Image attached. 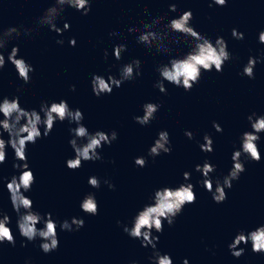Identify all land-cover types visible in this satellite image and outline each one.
Masks as SVG:
<instances>
[{"label": "water", "instance_id": "1", "mask_svg": "<svg viewBox=\"0 0 264 264\" xmlns=\"http://www.w3.org/2000/svg\"><path fill=\"white\" fill-rule=\"evenodd\" d=\"M210 2L91 0L87 15L65 7L57 18V26L63 28L68 23L70 28L58 35L47 26L36 24L54 0H0V29H21V35L10 41L3 53L6 64L0 70V97L19 96L21 107L37 111L42 102L66 100L71 109L82 111L81 123L90 133H117L110 146L98 150L101 160L84 161L76 170L66 165L75 155L69 144L73 138L69 129L75 128V123L57 121L47 137L27 145V163L35 183L25 195L33 201L34 211L42 216L51 213L58 225L59 245L49 253L41 250L39 238L29 242L18 231V217L6 184L19 172L13 168L14 150L6 146V162L0 165V208L11 219L8 227L16 243L0 245V264H151V247H142L139 239L123 231V225L132 226L133 218L151 202L149 198L155 190L175 188L181 183L193 184L196 200L184 206L172 226L164 221L162 233L153 230L152 234L159 236L157 249L161 254L170 255L173 264H183L185 259L188 264H264V253L253 252L251 243L240 245L245 252L239 258L228 247L237 233H247L264 224V132L257 142L261 160L241 157L245 171L230 189H225L227 198L223 203L213 201L212 194L202 185V173L195 170L196 165L207 160L215 167L210 173L214 187L217 179L222 182L232 168L233 152L241 147L240 137L252 131L247 117L253 113L264 115V44L258 39L264 31V0H228L223 7H209ZM172 3L176 4V12L169 11ZM189 10L193 15L190 26L213 43L223 37L231 59L224 63L222 72L215 68L203 72L191 91L165 81L167 92L161 93L154 87L160 79L157 68L189 50L186 38L181 36L166 55L138 43L139 32L129 33L128 29L140 28L158 17H164L162 27ZM25 28L37 30L25 36ZM233 29L243 33L244 39H234ZM113 32L119 35H110ZM73 38L74 47L69 44ZM57 40L64 43L57 44ZM119 44L126 45L127 50L116 60L113 49ZM13 46L19 47L18 58L34 68L27 84L7 61ZM249 57L258 58L254 79L243 75ZM133 59L140 60L141 75L113 88L111 94L94 95V74L119 79L121 67ZM149 102L160 108L150 124L141 126L134 117L142 116V106ZM213 122L223 131L217 132ZM160 131L169 133L172 151L151 157L149 148ZM185 131L192 132L193 139ZM206 134L213 141L212 152L200 149ZM3 139L8 140L7 133ZM137 157H144L147 165L137 167ZM185 172L191 174L188 181L183 179ZM91 176L100 180L98 189L88 184ZM105 180L114 188L110 189ZM89 193L95 195L98 203L95 216L80 208ZM73 217L82 218L84 226L78 231H61L59 223L71 222ZM22 243L26 246L22 247Z\"/></svg>", "mask_w": 264, "mask_h": 264}, {"label": "clouds", "instance_id": "2", "mask_svg": "<svg viewBox=\"0 0 264 264\" xmlns=\"http://www.w3.org/2000/svg\"><path fill=\"white\" fill-rule=\"evenodd\" d=\"M228 0H211L212 4L217 6H226ZM71 7L76 11L87 15L91 10V0H54L43 16H41L36 24L38 27L47 26L50 31L62 35V33L70 28L68 23H64L63 28L57 26V18L65 10V7ZM169 11L176 12L175 3L169 5ZM164 17L153 19L150 23H143L140 28L131 27L129 33L139 32L136 37L137 42L143 44L147 49H154L157 53L169 54L172 51V45L180 42V37L186 38L189 50L180 57H171L167 63L161 64L157 71L160 79L154 87L159 89L161 93H166L165 81L176 87H182L186 92L191 91L193 86L198 84L203 72H210L215 68L216 72L223 71V65L231 59V54L227 50V43L223 37H217L213 43L209 38L198 33L194 27L190 26L193 19L192 12L184 11L179 17L171 19L168 23H161ZM36 28L23 30L25 36H31ZM21 35V29L17 27H8L0 29V70L5 67L6 60L4 50L8 47L10 41ZM112 36L119 35L116 32L110 33ZM231 35L236 40H243L244 34L233 29ZM190 38V39H189ZM259 42L264 44V31L259 33ZM57 44H63V40H57ZM70 46H75V39L69 41ZM127 50L124 44L116 45L113 49V55L116 60L122 58V53ZM19 47L13 46L8 53L7 61L16 69L19 79L25 84L31 81V73L34 68L23 58H18ZM108 52L105 50L104 57L107 59ZM258 58L249 57L247 64L243 68V75L250 79L255 78V66ZM141 62L139 59H133L130 63L124 64L120 69V76L117 79L109 75L105 79L101 75H93L91 80L92 91L95 96L111 94L113 88H119L125 81L133 80L136 76L141 75ZM75 91V85L72 86ZM19 91V89H18ZM143 115L135 116L134 120L141 126L151 123L155 119V114L159 111L160 105L156 103H145L143 106ZM41 113L43 115H41ZM84 115L79 109H71L66 100L59 102L52 101L42 102L39 111L32 109L27 110L20 105V97L15 96L9 99L7 96L0 97V165L6 162V146H10L15 153V162L13 168L19 172V175H13L7 182V191L10 194V202L13 210L17 214V227L20 235L27 241L31 242L39 238L42 243L39 245L44 253H49L57 249L59 245L57 222L52 218L51 213H45L43 216L33 210V201L28 198L25 193L29 192L35 183V176L27 163V145L35 144L38 139L47 137L57 121L63 122L68 120L69 123H75V128L69 131L73 138L69 140V144L73 149L74 158L66 161V165L71 170H76L82 166L84 161H98L102 157L99 149L104 145H111L117 139V133L112 131L106 133L104 131H96L90 133L89 130L81 123ZM252 131H246L240 137L241 147L232 154L233 165L229 173L224 176L223 181L219 179L215 182V187L210 179V173L215 171V167L207 160L202 165H196L195 170L202 173L203 187L212 194L215 203H223L227 198L225 189L232 187V182L238 180L240 174L245 171L244 162L241 157H245L252 161L259 162L261 154L258 149L257 142L260 140V133L264 132V115L256 116L255 113L247 117ZM213 127L217 132H222L221 126L213 122ZM43 128V133L41 132ZM4 133L8 134V140L3 139ZM185 135L189 139H193V133L185 131ZM204 143L200 144L201 151L212 152L213 141L209 135L203 137ZM83 141V142H81ZM169 133L160 131L158 138L149 148L148 155L156 157L163 154H170L172 149L170 146ZM137 167H145L147 160L144 157H137L134 160ZM191 177L189 172L183 173V179L188 181ZM110 189L114 185L108 181H104ZM88 184L93 188L100 187V180L96 176L88 179ZM191 183H181L178 187H163L154 191L149 198L150 203L145 204L138 211L132 220V226L123 225V231L133 239H139L142 247H151L153 250L149 260L151 264H173L168 254H161L157 249L159 236L156 233L163 232V222L167 221L172 226L177 217L186 204L194 203L196 195ZM80 208L88 215L95 216L98 214V203L95 195L87 194L81 201ZM11 219L2 208H0V245L7 242L15 245V236L8 225ZM120 224L119 221H117ZM42 224L43 227H37ZM84 226L82 218L73 217L71 222L64 220L59 223L61 231H78ZM251 243L252 251L256 253H264V224L259 225L254 230L247 233L241 231L234 237L232 243L228 245L231 254L239 258L245 252L240 247L241 244L247 245ZM22 247L26 246L21 244ZM183 264H188V260H183Z\"/></svg>", "mask_w": 264, "mask_h": 264}]
</instances>
